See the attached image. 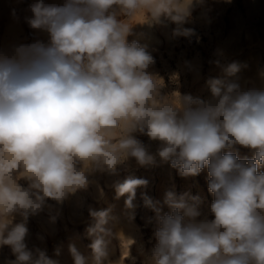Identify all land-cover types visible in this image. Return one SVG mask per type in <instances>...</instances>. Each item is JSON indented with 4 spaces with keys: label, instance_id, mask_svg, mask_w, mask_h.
<instances>
[{
    "label": "clouds",
    "instance_id": "9594fccd",
    "mask_svg": "<svg viewBox=\"0 0 264 264\" xmlns=\"http://www.w3.org/2000/svg\"><path fill=\"white\" fill-rule=\"evenodd\" d=\"M204 4L36 0L29 6L26 22L46 32L48 43L0 52V247L8 246L15 257L5 264H58L46 250L28 247L29 217L51 210L48 200L62 204L96 184L90 179L95 173L117 176L130 159L148 166L156 165L157 156L184 177L207 168L214 218L200 219L198 196L169 191L164 204L170 211L163 212L160 202L142 193L156 224L157 243L147 264H264V171H258L264 167V85L242 87L229 79L240 64L217 60L225 78L207 81L210 99L162 95L161 79L148 71L153 56L137 40L128 42L137 24L171 22L174 36H196L184 25ZM259 75L264 81V71ZM135 133L160 141L157 152ZM237 145L254 150L253 158H238L232 151ZM148 183L128 176L112 184L116 198L127 195L130 218L137 189ZM111 211L89 208L92 259L69 245L74 264H112ZM16 215L21 222H13ZM127 241L125 257L135 243Z\"/></svg>",
    "mask_w": 264,
    "mask_h": 264
},
{
    "label": "rangeland",
    "instance_id": "374dc122",
    "mask_svg": "<svg viewBox=\"0 0 264 264\" xmlns=\"http://www.w3.org/2000/svg\"><path fill=\"white\" fill-rule=\"evenodd\" d=\"M36 0H0V52L11 55L16 46L31 44L36 41L48 43L46 32L29 27L26 17L32 13L29 6ZM65 0H44L45 4H63ZM15 10V16H13ZM175 24L155 25L137 24L128 42L137 40L153 56L155 63L148 69L157 75L163 83L162 95H191L193 98L208 100L211 98L207 81L214 78H225L220 65L232 62L240 64V71L235 77L242 87H260L264 81L260 73L264 71V0H205L203 7L192 12L191 20L184 27L195 30L196 36L191 38L174 36ZM199 37V41H197ZM153 154L160 147V141L151 140L147 135L134 134ZM227 151V150H225ZM232 151L240 159H252L254 150L236 146ZM156 165L139 166L134 159L120 166L119 175L109 176L106 173H95L90 179L96 181L86 190H79L62 203L48 200L51 210L45 208L27 221L28 247L46 250L49 258L58 264H74L69 245H75L80 253L89 261L92 250L91 239L86 229L94 223L89 215V208L104 210L111 208L115 219L110 222L113 235L109 239L108 261L112 264H147L152 249L157 243L154 236L156 224L155 213L144 207L141 194L145 193L154 201L160 202L163 212L170 210L164 204L165 194L169 191L177 195L188 194L200 198V219H213L210 211L213 195L208 190L207 168L195 176H181L178 169L171 167L156 157ZM264 171V167L258 169ZM128 176L148 180L146 188H138L137 205L130 218L125 208L127 195L116 198L112 184L123 181ZM27 186L23 180L19 181ZM97 184L99 188H97ZM101 190L103 195L101 196ZM56 216L54 222L50 216ZM19 215L14 223L21 222ZM133 240L127 255V245ZM59 249V255L56 250ZM125 249V251H124ZM134 258V260H133ZM8 246L0 247V264L6 260H14ZM107 264V262H106Z\"/></svg>",
    "mask_w": 264,
    "mask_h": 264
}]
</instances>
